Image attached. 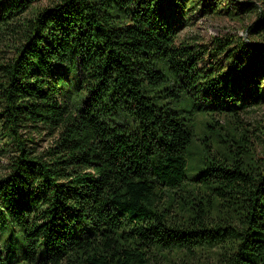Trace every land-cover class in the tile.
<instances>
[{
	"label": "trees",
	"instance_id": "1",
	"mask_svg": "<svg viewBox=\"0 0 264 264\" xmlns=\"http://www.w3.org/2000/svg\"><path fill=\"white\" fill-rule=\"evenodd\" d=\"M263 99L264 0H0V264H264Z\"/></svg>",
	"mask_w": 264,
	"mask_h": 264
},
{
	"label": "rangeland",
	"instance_id": "2",
	"mask_svg": "<svg viewBox=\"0 0 264 264\" xmlns=\"http://www.w3.org/2000/svg\"><path fill=\"white\" fill-rule=\"evenodd\" d=\"M256 14L253 13L250 17L243 20L229 19L228 17H216L212 15H197L192 24L186 23L179 31V37L190 44L206 45L212 37L233 38L236 36L245 37V25L256 20ZM219 60L221 58L218 57ZM242 124L250 130L249 138L252 141V147L255 150L256 156L264 158V99L258 106H250L247 111L242 114ZM202 118L197 119L196 138H194L187 148V155L190 160L188 173L197 171L194 164L201 157L200 143L197 136H201ZM39 148L48 144V138L33 135ZM5 154H0V173L3 171V166L6 161Z\"/></svg>",
	"mask_w": 264,
	"mask_h": 264
}]
</instances>
